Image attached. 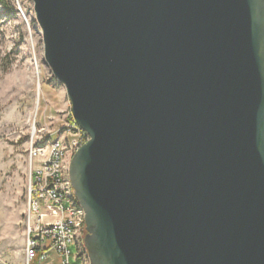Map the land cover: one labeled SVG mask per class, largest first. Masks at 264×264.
<instances>
[{
	"label": "water",
	"instance_id": "95a60500",
	"mask_svg": "<svg viewBox=\"0 0 264 264\" xmlns=\"http://www.w3.org/2000/svg\"><path fill=\"white\" fill-rule=\"evenodd\" d=\"M33 1L91 264H264V0Z\"/></svg>",
	"mask_w": 264,
	"mask_h": 264
},
{
	"label": "rangeland",
	"instance_id": "374dc122",
	"mask_svg": "<svg viewBox=\"0 0 264 264\" xmlns=\"http://www.w3.org/2000/svg\"><path fill=\"white\" fill-rule=\"evenodd\" d=\"M70 115L66 87L45 58L34 1L0 0V264H27L29 142L42 129L56 137ZM49 261L61 264L55 252Z\"/></svg>",
	"mask_w": 264,
	"mask_h": 264
},
{
	"label": "built area",
	"instance_id": "2783aa9c",
	"mask_svg": "<svg viewBox=\"0 0 264 264\" xmlns=\"http://www.w3.org/2000/svg\"><path fill=\"white\" fill-rule=\"evenodd\" d=\"M39 133L32 136L28 147L27 264L49 261L53 252L61 264H91L85 246L86 212L70 178L72 157L90 135L78 125L72 112L56 137H45L44 129Z\"/></svg>",
	"mask_w": 264,
	"mask_h": 264
},
{
	"label": "crops",
	"instance_id": "0c3cea01",
	"mask_svg": "<svg viewBox=\"0 0 264 264\" xmlns=\"http://www.w3.org/2000/svg\"><path fill=\"white\" fill-rule=\"evenodd\" d=\"M26 209H27V204H26V207H25V211H26ZM25 213V212H24ZM46 262V263H45ZM45 262H43V263H41V264H51L52 262H50V261H45ZM37 264H38V262H37ZM53 264V263H52Z\"/></svg>",
	"mask_w": 264,
	"mask_h": 264
}]
</instances>
